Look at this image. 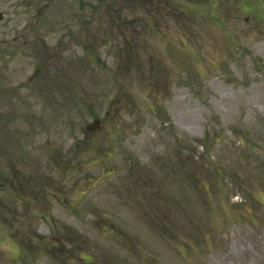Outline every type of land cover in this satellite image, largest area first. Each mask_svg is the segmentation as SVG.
Masks as SVG:
<instances>
[{
    "label": "rangeland",
    "instance_id": "1",
    "mask_svg": "<svg viewBox=\"0 0 264 264\" xmlns=\"http://www.w3.org/2000/svg\"><path fill=\"white\" fill-rule=\"evenodd\" d=\"M127 4L0 59V264H264V0Z\"/></svg>",
    "mask_w": 264,
    "mask_h": 264
},
{
    "label": "flooded vegetation",
    "instance_id": "2",
    "mask_svg": "<svg viewBox=\"0 0 264 264\" xmlns=\"http://www.w3.org/2000/svg\"><path fill=\"white\" fill-rule=\"evenodd\" d=\"M154 0H128L133 7L139 6L140 3L147 4ZM50 7V0H0V59L2 58H36L38 66H32V74L37 79H41V71L47 66L40 62L38 59H42L47 55L48 50L44 45V39L46 34H39L35 32L34 26L37 25L39 20L46 14V11ZM131 29V28H130ZM134 29L129 30L132 32ZM49 32V31H48ZM129 34V36H131ZM144 36V35H140ZM88 38H91V34H88ZM35 41L43 43V51L36 49ZM28 81L31 77H28ZM11 90H13L11 88ZM7 133L2 131L0 125V171L2 170L1 164L6 165H30L29 158L26 157V161L17 159L15 162H9L5 156V149L7 142L2 139L3 135ZM90 136V135H88ZM9 139V138H8ZM10 140V139H9ZM12 141V140H11ZM24 159V158H22ZM30 174H27V178ZM0 177L1 173H0ZM26 178V179H27ZM31 189L34 188L35 181H38L37 177H33ZM1 180V179H0ZM9 180V179H8ZM11 179L10 181H12ZM1 188L7 190L5 183H1Z\"/></svg>",
    "mask_w": 264,
    "mask_h": 264
},
{
    "label": "water",
    "instance_id": "3",
    "mask_svg": "<svg viewBox=\"0 0 264 264\" xmlns=\"http://www.w3.org/2000/svg\"><path fill=\"white\" fill-rule=\"evenodd\" d=\"M99 127H100V122H99V120H98V119H94V120L92 121V123H90V124H88V125L86 126V131H88V132H93V131H96L97 129H99Z\"/></svg>",
    "mask_w": 264,
    "mask_h": 264
}]
</instances>
